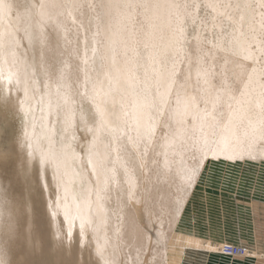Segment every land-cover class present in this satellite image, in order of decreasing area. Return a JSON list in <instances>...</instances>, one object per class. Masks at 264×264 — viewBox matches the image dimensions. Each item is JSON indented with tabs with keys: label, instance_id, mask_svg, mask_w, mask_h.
Segmentation results:
<instances>
[{
	"label": "bare ground",
	"instance_id": "obj_1",
	"mask_svg": "<svg viewBox=\"0 0 264 264\" xmlns=\"http://www.w3.org/2000/svg\"><path fill=\"white\" fill-rule=\"evenodd\" d=\"M48 25L67 38L54 63ZM263 31L264 0H0V98L18 97L20 120L0 152V194L23 199L33 241L25 235L0 259L184 264L188 252L222 254L226 243L174 228L194 168L264 156ZM15 182L25 192L9 198Z\"/></svg>",
	"mask_w": 264,
	"mask_h": 264
},
{
	"label": "rangeland",
	"instance_id": "obj_2",
	"mask_svg": "<svg viewBox=\"0 0 264 264\" xmlns=\"http://www.w3.org/2000/svg\"><path fill=\"white\" fill-rule=\"evenodd\" d=\"M207 6V4H202L198 12L207 22H213L215 18H210L212 12ZM81 10H85V7L81 6L79 12ZM46 31L51 32L48 38L46 59L54 63L60 58L61 45L67 42V38L66 36L54 35L49 25L46 27ZM187 31L188 36H192L194 29ZM261 37L264 39V31L261 33ZM154 87L152 85V88ZM19 124L20 120L16 114L0 113V152H7L11 143H14ZM10 161L5 162L8 170L12 167ZM221 169L234 173L235 177L238 178L233 188L225 190L223 187L213 186L207 181L196 182L191 198L188 199L186 208L184 206L180 221L174 231L179 234H195V236L203 239L212 237L225 241L226 244L244 246L247 256L230 257L215 252L200 259L194 256L192 252H188L189 257L184 264H261L264 261V236L260 232L261 225H264V186H261L260 177L264 174V156L244 157L236 160L212 158L207 161L205 175ZM11 188L14 189V192L11 191L9 198H14L15 192L20 195L25 192L22 183L15 182V185L11 183ZM9 191L10 186L7 183L4 192L8 194ZM39 193V190L36 189L34 207L36 205L35 209L37 212H41L40 214L43 216L44 205L37 206L39 203H43ZM52 196L54 193L51 194ZM43 231L44 233L47 231L46 234L48 235V230L44 224ZM46 243L49 246V239L46 240ZM196 253L200 257L205 256L199 254L204 252ZM261 255L263 256L261 257Z\"/></svg>",
	"mask_w": 264,
	"mask_h": 264
},
{
	"label": "snow or ice",
	"instance_id": "obj_3",
	"mask_svg": "<svg viewBox=\"0 0 264 264\" xmlns=\"http://www.w3.org/2000/svg\"><path fill=\"white\" fill-rule=\"evenodd\" d=\"M4 71L0 68V79H3ZM13 73L9 72L8 80H9V88L11 89L12 80L14 78ZM16 83L19 84V80L16 79ZM17 98H13L11 91H9L6 97L0 98V113L10 110L13 114L16 113L17 109ZM20 104H23V101H20ZM32 146L29 145V148ZM225 154H227V148L222 150ZM217 153H214L216 155ZM29 157H32L34 153L29 151ZM229 159H233V157L229 156ZM42 164L46 163L45 161H41ZM207 167V162L205 161L204 167L194 168L192 176L189 178L190 181L192 178L196 179L197 183L201 181H207L209 184L213 186H221L225 190H231L234 184L237 182L238 178L235 177L234 173L226 172L223 169L219 171H213L209 175H205V168ZM261 186H264V174L260 177ZM47 187V185H46ZM2 193V190H0ZM11 208L12 210L8 212V222L6 224H0V249L7 250L9 245L20 241L27 235V242L31 246L33 244L31 238V228L27 225V216H28V207L25 205L22 198L16 199L13 201H9L4 199L2 194H0V220L5 216V209ZM186 208V204H185ZM75 220V218H73ZM135 227V225H133ZM74 230V229H73ZM261 235L264 236V225H261L260 229ZM73 233H69L72 236ZM195 235V234H193ZM208 246L211 244H216L219 248L222 243H226L225 241H221L220 239H214L212 237H207ZM87 246V245H85ZM195 246L197 248L204 247L203 241L195 242ZM0 264H12L11 260L5 261L0 259ZM264 264V261L261 262Z\"/></svg>",
	"mask_w": 264,
	"mask_h": 264
},
{
	"label": "built area",
	"instance_id": "obj_4",
	"mask_svg": "<svg viewBox=\"0 0 264 264\" xmlns=\"http://www.w3.org/2000/svg\"><path fill=\"white\" fill-rule=\"evenodd\" d=\"M221 253L224 256L230 257L242 256L245 253V247L241 245L225 244L221 249Z\"/></svg>",
	"mask_w": 264,
	"mask_h": 264
}]
</instances>
